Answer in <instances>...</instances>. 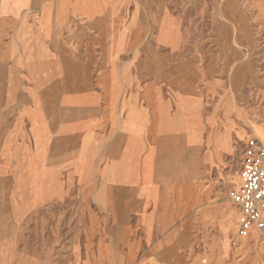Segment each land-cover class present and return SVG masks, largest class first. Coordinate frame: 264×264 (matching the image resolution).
<instances>
[{
	"label": "rangeland",
	"instance_id": "obj_1",
	"mask_svg": "<svg viewBox=\"0 0 264 264\" xmlns=\"http://www.w3.org/2000/svg\"><path fill=\"white\" fill-rule=\"evenodd\" d=\"M10 3L0 0L3 103L12 77L26 107V83L51 77L40 65L56 45L77 62L59 82L94 88L116 67L123 94L110 129L120 139L106 152L98 136L108 127L98 128L96 107L85 112L87 175L70 179L71 195L39 206L26 197L16 213L0 184V264H264V228L242 232L231 201L244 142L264 144V0H121L114 19L62 18L55 34L19 19L35 8Z\"/></svg>",
	"mask_w": 264,
	"mask_h": 264
},
{
	"label": "crops",
	"instance_id": "obj_2",
	"mask_svg": "<svg viewBox=\"0 0 264 264\" xmlns=\"http://www.w3.org/2000/svg\"><path fill=\"white\" fill-rule=\"evenodd\" d=\"M10 4L12 10L19 12L35 8L34 12H20L18 17L21 19L27 15L25 19L37 20V30L41 34H50V31L54 34L60 32L62 27L59 20L62 18L77 15L84 16L88 20L99 16L114 19L113 17L124 9L121 0H11ZM133 42L136 46L140 43H137V40ZM56 52L58 54L56 59L42 61L45 65H40V67L55 68L51 70L53 73L51 77L26 83L28 85L25 99L29 102L26 107L19 109L17 106V86L11 83L12 77L8 85L9 97H6L3 103L0 96V184L8 188L10 196L16 199L14 205L16 213L24 210L26 197H31L34 206H39L42 197L50 201L49 199L56 195H71L73 191L70 179L81 181V178L86 177L84 130L90 121L84 114L88 108L96 107L98 128L107 126L109 129L107 133L99 131L101 135L98 139L103 140L100 142L101 153L106 152L110 145L117 144L120 139V136L117 138L115 133L110 131L115 129L118 121L116 112L120 111V107L115 103L123 94L120 84L117 81L111 82V76L115 74L114 69L117 68L99 75L97 78L99 82L94 88L79 86L75 80H70L67 87L65 80L59 82V76L62 74L65 77L67 72L74 73L75 69L72 67L77 62L62 59L60 57L62 50L59 51L57 45ZM136 58L143 60V56ZM110 60L104 62L120 61ZM64 67L71 68L66 70ZM44 73L48 74L49 71ZM54 76L57 79L56 83ZM54 86L59 94L48 95L51 87L52 92L55 93ZM52 98L59 99L60 104L52 108L43 106L41 100ZM140 109L142 120L145 108L140 107ZM140 123L146 125L145 117ZM139 140L146 141V135L141 134ZM121 141L132 144L133 135ZM130 147L131 149L127 148V152L133 153L132 145ZM109 158L113 157L109 156ZM135 170H126V172L135 173ZM110 171V175L118 176L120 173L117 169L113 171V168ZM83 193H86V189H83Z\"/></svg>",
	"mask_w": 264,
	"mask_h": 264
},
{
	"label": "built area",
	"instance_id": "obj_3",
	"mask_svg": "<svg viewBox=\"0 0 264 264\" xmlns=\"http://www.w3.org/2000/svg\"><path fill=\"white\" fill-rule=\"evenodd\" d=\"M240 183L231 194V201L240 213V229L264 228V144L250 138L240 155Z\"/></svg>",
	"mask_w": 264,
	"mask_h": 264
}]
</instances>
